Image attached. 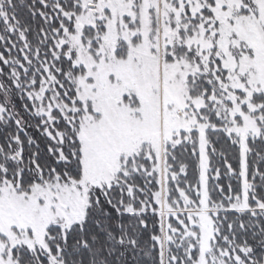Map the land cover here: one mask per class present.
I'll return each instance as SVG.
<instances>
[{"label": "snow or ice", "instance_id": "6c2138e0", "mask_svg": "<svg viewBox=\"0 0 264 264\" xmlns=\"http://www.w3.org/2000/svg\"><path fill=\"white\" fill-rule=\"evenodd\" d=\"M0 264H264V0H0Z\"/></svg>", "mask_w": 264, "mask_h": 264}]
</instances>
